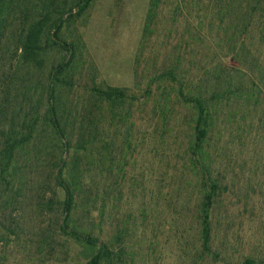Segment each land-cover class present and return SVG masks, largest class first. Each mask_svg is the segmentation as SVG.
<instances>
[{"label": "trees", "instance_id": "1", "mask_svg": "<svg viewBox=\"0 0 264 264\" xmlns=\"http://www.w3.org/2000/svg\"><path fill=\"white\" fill-rule=\"evenodd\" d=\"M96 0H0V264H264V0H149L134 85ZM23 258V259H24Z\"/></svg>", "mask_w": 264, "mask_h": 264}, {"label": "rangeland", "instance_id": "2", "mask_svg": "<svg viewBox=\"0 0 264 264\" xmlns=\"http://www.w3.org/2000/svg\"><path fill=\"white\" fill-rule=\"evenodd\" d=\"M149 0H96L81 19V31L102 78L111 85H134L135 56L139 47ZM159 245L154 264H190L184 262L177 241L170 236ZM24 258V257H23ZM15 255L7 264H29Z\"/></svg>", "mask_w": 264, "mask_h": 264}]
</instances>
